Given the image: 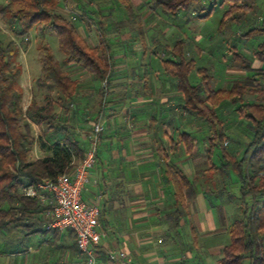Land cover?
<instances>
[{"label":"trees","instance_id":"trees-1","mask_svg":"<svg viewBox=\"0 0 264 264\" xmlns=\"http://www.w3.org/2000/svg\"><path fill=\"white\" fill-rule=\"evenodd\" d=\"M0 1L1 19L9 21L17 41L24 42L33 29H39L43 35L46 33L56 35L59 39V49L64 55V64L84 69L98 82L110 81L113 76V57L101 54L97 48L90 46L81 34L77 22L57 10L58 2ZM120 1L125 5L130 19L138 21L139 17L135 15L128 1ZM152 1L153 10L163 8L164 14L174 18L182 14V11H189L193 6V14L200 20L208 19L217 5L222 7L224 3L230 1L234 6L232 10L224 13L219 30L225 28L227 22L235 20L236 12L248 9L243 3L244 0H209L212 3L209 9L203 5V0ZM86 14L90 15L85 10L81 17H87ZM93 19L90 17L91 21ZM99 24L98 30L100 33L102 31L103 35V24L101 22ZM220 32L223 34L224 31ZM260 33H264V24L261 29L254 28L249 31L246 36ZM187 45L188 40L181 39L175 42L173 48L166 46L165 51H170L173 58H163V68L169 77L176 80L174 85L180 93L176 99L179 102L177 110L181 109L188 117L202 119L213 131L212 137L208 138L209 160L218 146L222 148L224 162L221 168L210 162L208 169L195 170L190 180L177 166L169 164L172 156L167 146H163V172L167 177L165 184L172 187L174 200V211L169 214V221L177 222L186 217L188 204L198 198V182L213 181L217 173L226 178L232 169L241 184L239 200L242 210L238 209L240 214L228 229L230 244L223 248L219 264H264V69H253L250 64L245 63V77L234 80L227 89L219 90L210 87L207 77L209 70L200 69L199 73L206 75L202 76L200 84L193 85L189 76L196 68V64L185 59ZM40 50L43 76L37 79L36 85L47 91L46 104L42 106L33 98L31 105L24 110V94L20 86L22 68L15 62L19 55V47L13 40L5 43L0 30V235L8 226L30 220L37 214L41 216L51 208L38 198L25 197L22 193L23 188L45 179L54 180L62 174H71L83 160L88 148L86 140L72 136L74 129L67 124L66 117L61 118L57 113V109L63 111L66 116L70 113L77 94L78 81L73 79L64 69L63 63L56 59L49 44L45 43V38L41 39ZM257 56L264 60V42L258 46ZM248 96L252 99H248ZM225 101H229L236 107V111L252 123L250 127L254 133L253 141L239 161L224 148L227 135L217 110ZM33 124L43 130L42 137L38 138L41 149L50 153L49 156L36 160H31L30 156L37 143L33 135ZM45 127L48 130H45ZM53 129H57L56 135L64 132L66 136L60 137V142L48 145L44 142V137ZM179 137L172 138L171 152L179 153L184 150V154L191 157L196 139L188 131H184ZM176 174L180 177L182 175V183ZM224 191L226 189L218 192ZM103 215L102 210L101 218ZM41 220L43 221L42 218ZM48 222L49 219L44 223ZM177 229L171 227L168 230L174 232Z\"/></svg>","mask_w":264,"mask_h":264},{"label":"crops","instance_id":"crops-1","mask_svg":"<svg viewBox=\"0 0 264 264\" xmlns=\"http://www.w3.org/2000/svg\"><path fill=\"white\" fill-rule=\"evenodd\" d=\"M127 1L139 17L138 21L130 19L126 7L120 10L123 9L127 17H118L119 5L115 2L100 7L86 1V5L91 8L90 15L86 14L87 18L85 16L89 21L80 27L90 46L97 48L101 54L113 57V76L110 81L97 82L84 69L72 65L78 68L77 73L85 77L84 80L73 78L78 81V90L71 106L78 104V115L81 118L78 119L82 120L78 122L83 126V121L89 119L90 109L87 106L97 97L99 111L95 118L101 119L105 127L98 165L92 171V181L83 195L84 200L98 203L101 211H104L100 218L103 239L97 251L96 264H119L108 259L110 252L117 251L126 252L131 258V264H178L180 261L174 252L163 248L166 238L163 239V236L171 227L191 230L196 249L193 248V252L187 250V259L199 252L198 247L201 246L219 258V263L224 247L211 240L225 232L222 230H228L237 214L231 216L227 206L219 209L217 215L209 211L205 195V192L209 195V189L205 191L204 186H198V198L188 204L186 217L177 222L169 221V214L174 211V202L173 189L165 184L167 177L163 172V146H166L163 142V104H168L170 96L178 95L163 92V87L167 89V86L160 79L161 65L158 59L163 53V8L153 10L151 0ZM203 5L208 9L212 7L209 0ZM225 5H217L215 10L218 7L224 9ZM61 14L68 15L63 9ZM89 16L94 18L93 22L97 19L96 24H103V35L101 31L97 40L91 36L92 26L89 25H92V21ZM192 16L196 18L193 12ZM200 39L203 40L198 37L197 41ZM199 45L196 50L202 52L203 48ZM261 62H264L262 58L260 64L252 68L264 69ZM236 63H239L238 66L229 67L226 72L244 74L245 77V63ZM166 127L164 136L169 133ZM80 129L83 130L82 127ZM170 131L172 140L177 130L173 128ZM84 132H81L83 138L80 140L87 141ZM190 133L195 137L193 131ZM197 149L196 143L193 154ZM40 150L44 154L43 158L50 155L48 151ZM170 165L177 166L186 178L192 180L196 164ZM190 167L194 170L191 174L187 172ZM176 177L182 183V175L180 177L176 174ZM215 181L214 178L204 183L216 187ZM229 198L232 200V197ZM34 216L30 220L12 224L1 232L0 264H88L87 256L77 248L73 232L48 231L45 228L47 223H44L49 219L47 211L41 216ZM198 236L200 244L196 241Z\"/></svg>","mask_w":264,"mask_h":264},{"label":"rangeland","instance_id":"rangeland-1","mask_svg":"<svg viewBox=\"0 0 264 264\" xmlns=\"http://www.w3.org/2000/svg\"><path fill=\"white\" fill-rule=\"evenodd\" d=\"M55 1L56 3L58 2L57 10L61 13V9H63V11L67 13L68 8L69 12L72 15H66V17L72 20V16H76L77 25L80 27L81 25H84L85 22L89 21L88 19H85V16L81 17L82 13L85 11V9L82 10L83 8L88 9V13L89 10L91 11L90 6L86 5L87 2L88 4L90 3V5H97L100 7L108 6L109 3L115 2L116 5H119V8L117 10L118 17H120V15L122 16V18L125 16L127 17V15H124L123 9L120 10V8L125 7L120 0H86L87 2L85 0ZM253 1H255L254 4L253 2L250 3L249 0H244L243 3L248 7V9L236 12L235 20L227 22L225 24V28H223L222 30H219L222 17L226 11L232 10V7L234 6V3L230 1L226 2L224 9H220L218 7L208 19L203 20H199L192 16L193 6L191 7V9H189V11H182V16L180 13L176 18L172 16L168 17L163 13V53H161V56L158 59V62L161 65L160 79H162L163 84L167 86V89L165 86L163 87V92L168 91V94L173 93L180 96L177 87L174 85V82H176V80L172 79L165 73L164 68H162V62L163 58H173V55H171L172 53L170 51H165L166 46L169 48H173L175 42L181 39L188 40V45L185 49V59L187 61H193L196 64V68L190 73L189 76V80L193 85L200 84V82H202L203 80L202 76L206 75L204 73L203 75L202 73H199L200 69L209 70L207 77L210 83V87L214 90H219L226 88L227 85L230 87L234 79L244 77V74L240 75V73L236 72H226L229 67L232 68V66H238L237 64L239 63L236 62H248V64H250L251 66L260 64L261 58L257 57L256 55L258 53V46L264 42V33L244 37L245 34H247L254 28L261 29L264 24V0ZM205 2L208 3V0H203V4H205ZM251 4H253L252 7H250ZM96 22H98L97 19L95 20V22L92 21L91 25V36L95 40L100 38V30H98L100 27L99 24H96ZM12 29L13 28L9 24V21L2 20L0 16V30L2 31L3 41L7 43L9 40H13L17 42L19 47V55L15 59V62L17 66L19 65L22 68L20 86L24 94V110H26L31 105L33 98H36L39 104L42 106L46 104L45 95L47 94V91L38 88V86L36 85L37 79L43 76L41 65L42 52L40 50L42 38H45V43L49 44L56 59L63 63L64 69L71 73L73 75V78L84 80L85 77L82 74L77 73L78 68L73 67L72 65L70 66L64 64V55L59 49V39L56 35H51L49 33L43 35L42 33H40L39 29H33L28 35V39H26L24 42H21L15 39L12 33ZM160 29H162V27H160ZM220 31H224L223 34H225V36H223ZM80 32L83 37H85L81 28ZM198 37H202L203 40L200 39L201 41H197ZM27 40H29L30 42H28ZM199 42H201L200 45ZM198 45L203 48L201 49L203 50L202 52L196 50V46ZM237 56H239L240 58L237 59ZM261 63H263L264 65V62ZM169 98L170 99L168 101V104H163V140L168 147L170 156H172L170 158L169 164H196L194 168L192 166V168L196 170L208 169L210 167V164L213 163V165H215L216 167L221 168L222 162H224L222 157V148L217 146L213 152V155L211 156V160H209L208 158V149L210 146L208 138L212 137L213 131L202 119L195 116L188 117L187 115H184L182 113L181 109L177 110V103H179L176 101L177 96L173 97L172 95ZM250 98L251 97L248 96V99ZM170 102L171 106L169 105ZM98 104L99 102L97 97H94L91 103L88 104L87 107H89L90 109L88 115L89 119L83 121V126H81L82 124L79 123L82 120H79L81 118L78 115V111H80L77 106L78 104H75V107L71 106V111L69 114H67V116L63 113V111L60 112L59 109H57V113L60 114L61 118H63V116L66 117L67 124L72 126L74 129L72 136H77V138L80 139L83 138L81 132H88L90 128H92L93 122L97 120L95 116L98 115ZM217 114L223 122L225 133L227 135V138L224 142V148L234 159L239 161L242 159L244 153L253 141L254 133L250 127L252 123L243 114L236 111V107L233 106L229 101L223 102L219 110H217ZM170 116L172 119H169ZM80 127H82L83 130H81ZM165 127L167 128L169 133L172 132L170 130H173V128L177 130L173 134L176 139L180 138V134H182L184 131H193L195 136L194 138L196 139V143L198 146L197 152L191 157L185 155L184 150H181V152L179 153L171 152L169 146L172 140L169 133L168 136H164ZM32 128L33 135L37 140V144L35 145V148L30 156L31 160H36L37 157H42L44 155L43 153H41V144L38 139L42 137V132L39 127L34 124ZM45 130L48 129L45 127ZM56 130L57 129H53L49 131L48 135L44 137V142L46 144L51 145L56 142H60V137L63 138L64 136H66L64 132L56 135ZM84 138L87 139L86 136ZM192 168L190 167L187 172L191 174L192 171H194ZM214 178L216 179L214 183L216 187H213L212 184L205 185V180H201L197 183V187L199 186L200 188H202L204 186L205 191H207V189H209L210 191L209 195L207 194V192H205V195L207 197L206 199L208 210L212 211L214 215H217L219 209L227 206L231 216L234 217L236 214H240L238 209L242 210L240 209L242 206L239 200L241 198V184L236 173L231 169L229 170L228 176L226 178L221 176V174L219 173L215 174ZM224 189H226L224 193L218 192ZM229 197H232V200H230ZM190 231L191 230L187 228H179L174 232L168 230L166 235L163 236V238L168 237L167 239L165 238V240L167 241L164 240L163 242L165 243L163 245V248L170 249L172 250V252H174V256L177 257L180 261L178 264H219V258L214 257V255H211L201 246L198 247L199 252L194 253L191 259L186 258V253L188 251L193 252V248L194 250L196 249V246L194 245L195 239L191 235ZM222 231L225 232H222L221 235L213 238L211 241H216L218 245L225 247L230 244V235L228 230ZM197 234L199 235L198 232ZM196 239V241H198L197 244H200V236H198Z\"/></svg>","mask_w":264,"mask_h":264},{"label":"built area","instance_id":"built-area-1","mask_svg":"<svg viewBox=\"0 0 264 264\" xmlns=\"http://www.w3.org/2000/svg\"><path fill=\"white\" fill-rule=\"evenodd\" d=\"M67 14L72 15L68 8ZM72 20L77 21V17L73 15ZM104 131L101 119L93 122L92 128L85 133L89 143L85 157L71 174L59 175L54 180L45 179L22 190L25 197L38 198L51 206L47 210L50 222L45 228L48 231L73 232L77 248L87 256L88 264L97 262V251L103 239L100 231L102 211L98 203L84 200L83 195L92 181ZM108 259L114 263L131 264V258L124 251L110 252Z\"/></svg>","mask_w":264,"mask_h":264}]
</instances>
